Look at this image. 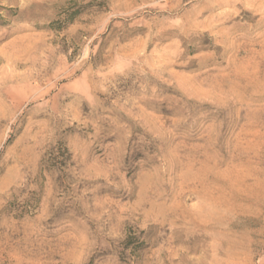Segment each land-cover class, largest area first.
I'll list each match as a JSON object with an SVG mask.
<instances>
[{"label": "clouds", "instance_id": "1", "mask_svg": "<svg viewBox=\"0 0 264 264\" xmlns=\"http://www.w3.org/2000/svg\"><path fill=\"white\" fill-rule=\"evenodd\" d=\"M45 2L0 0L18 9L0 25V35L18 33L4 42L6 54L52 35L55 12L32 11ZM122 7L111 3L105 22L93 27L82 46L87 56L70 64L63 53L57 56L62 77L54 72L53 82H34L27 91L9 85L17 98L5 105L7 126L0 133V264H151L153 258L164 264L163 244L144 249L142 233L156 228L162 236L177 220H212L219 202L191 169L174 184L156 137L169 123L187 119L178 115L180 109L223 110L241 100L227 80L223 87L216 83L215 73L224 72L215 66L217 49L221 55L227 51L226 38L235 29H264V0H158L131 11ZM147 8L174 14L162 22L129 19ZM0 17L7 19L3 11ZM110 22L119 30L115 34ZM139 27L145 31H129ZM204 33L212 46L191 51L185 41ZM257 35L264 45V31ZM49 52L56 48L49 45ZM253 245L261 247L255 261ZM216 247L208 258L201 251L188 259L264 264V228L244 233L242 261L221 260ZM180 251L169 250L168 264H182Z\"/></svg>", "mask_w": 264, "mask_h": 264}, {"label": "rangeland", "instance_id": "2", "mask_svg": "<svg viewBox=\"0 0 264 264\" xmlns=\"http://www.w3.org/2000/svg\"><path fill=\"white\" fill-rule=\"evenodd\" d=\"M156 2L158 0H46L43 4L35 3L33 14L51 9L57 20L50 26L51 36L27 40L15 53L8 49L6 54L4 42L18 33L9 29L0 35V133L7 126L5 105H11L17 98L9 90L10 84L27 91L34 82H39L41 87L53 82L54 72L62 77L58 70L63 65L57 56L63 53L69 64L78 55L87 56L88 49L82 46L92 35L93 27L105 22L102 16L108 12L111 3L124 5L122 11H131L141 4ZM162 2L171 4L176 0ZM0 11L7 17H0V25H5L16 16L18 9L0 4ZM173 14L147 8L133 13L129 19L162 22L165 18L171 19ZM108 29L113 34L119 31L111 22ZM129 31L135 34L145 29L139 27ZM259 31L264 29H235L226 38L227 51L221 55V50L217 49L215 66L223 68L228 76L216 72V83L223 87L227 80V87L240 94L241 100L223 110L198 105L180 109L178 115L187 119L176 125L169 123L156 137V147L167 160L166 168L171 169L174 184L178 185L182 174L191 169L197 173L200 185L219 202L210 223L184 225L183 221L177 220L178 226L166 230L162 236L156 228L141 234L146 239L144 249L153 243L163 244L161 258L164 264H168L166 257L170 249L184 250L179 252L182 264H203V261L189 260L188 256L205 251V258H208L213 243L218 245L216 255L221 260L242 261L244 233L264 228V45L257 35ZM206 37L207 33L203 36L193 34L185 44L191 51L211 47ZM30 43L33 47L23 50ZM49 45L56 48L55 54H50ZM229 54H232L231 63L227 62ZM192 64L196 65V61ZM55 83L59 87L64 80L57 79ZM55 92L54 88L50 95ZM252 248L256 253L252 257L255 261L261 247L253 245ZM142 251L137 250V254ZM151 264H158L157 259L153 258Z\"/></svg>", "mask_w": 264, "mask_h": 264}]
</instances>
